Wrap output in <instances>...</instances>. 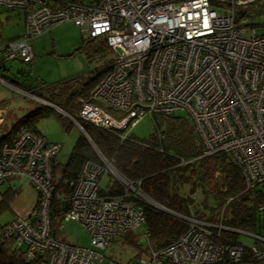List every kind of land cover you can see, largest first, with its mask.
<instances>
[{
    "label": "built area",
    "instance_id": "2783aa9c",
    "mask_svg": "<svg viewBox=\"0 0 264 264\" xmlns=\"http://www.w3.org/2000/svg\"><path fill=\"white\" fill-rule=\"evenodd\" d=\"M254 1L0 0L3 9L22 13L24 26L21 36H0V64L31 62L29 39L72 22L88 38L104 39L112 52L92 91L94 102L82 103L79 120L125 136L130 133L127 127L146 114L184 111L201 139L198 157L225 155L240 168L249 190L264 185V28L258 33L236 26L235 16L238 7ZM0 82L11 86L1 76ZM70 120L83 130L77 120ZM59 150L58 143L26 126L0 147V185L24 178L38 196L37 209L5 223L2 235L25 247L27 257L41 256L42 264H121L104 250L127 232L141 230L147 236L142 207L135 201L143 196L122 178V195L101 194L105 167L115 173L102 158L100 164L85 161L69 182L62 221L80 223L89 245L78 247L56 238L50 232L48 208L51 164ZM183 219L187 230L162 249L149 248L145 264H253L244 262L241 245L218 242L226 230L220 221L209 223L192 215ZM256 238L264 244V238ZM251 250L252 261H264V250Z\"/></svg>",
    "mask_w": 264,
    "mask_h": 264
},
{
    "label": "trees",
    "instance_id": "16d2710c",
    "mask_svg": "<svg viewBox=\"0 0 264 264\" xmlns=\"http://www.w3.org/2000/svg\"><path fill=\"white\" fill-rule=\"evenodd\" d=\"M262 3L264 0H255L251 4L238 7L235 25L255 29L259 27L262 30V22L240 24L244 17L257 18L264 15ZM85 44H92L93 49L100 52V55L109 50L102 38H88ZM109 64L110 61L89 77L74 78L49 89L20 83L13 74H9L10 70L4 64H0V74L11 86L31 93L47 103L36 102L33 109L20 116L0 136V147L12 141L20 126L38 132L37 124L52 115L62 120L65 130L75 126L70 118L77 120L88 137L80 132L64 161L56 160V156L52 159V198L48 208L50 232L58 238L57 228L68 207L66 198L70 192L69 182L77 178L85 161L100 164L97 154L99 152L115 172L138 189L144 197L136 198L135 201L142 207L148 249L159 250L177 240L187 230L183 217L192 215L209 223L220 221L226 227L219 234L220 244L241 245L244 262L264 264V261H252L251 250L254 246L264 250V244L257 240L255 244L245 247L236 240L239 232L257 236L256 231L264 227V210L259 209L264 206V185L246 190L240 168L223 154L199 158L201 139L186 116L156 113L149 115L153 121V131L142 140L131 133L123 136L124 132L99 128L78 119L82 103L94 102L92 91L103 77L101 72ZM182 160L189 163L183 165ZM196 179L205 180L208 191L212 194L214 206L210 207L208 213L195 208L192 195L197 185ZM185 186H190L187 195L181 192ZM9 191L0 193V216L10 208L9 202L13 193ZM99 192L104 195H122L124 186L119 180L110 177L101 185ZM229 198L231 200L226 203ZM149 201L166 210L154 207ZM37 205L36 195L35 205L29 214L37 209ZM4 225L5 223L0 224V264H42L41 256L27 257L25 247L16 246L12 238L2 235ZM134 235L135 232H127L113 242L133 243Z\"/></svg>",
    "mask_w": 264,
    "mask_h": 264
},
{
    "label": "rangeland",
    "instance_id": "374dc122",
    "mask_svg": "<svg viewBox=\"0 0 264 264\" xmlns=\"http://www.w3.org/2000/svg\"><path fill=\"white\" fill-rule=\"evenodd\" d=\"M240 21V24L264 23V15L257 18L244 17ZM23 30L22 13L0 7V34L2 39L10 40L21 36ZM256 31L261 32V28L257 27ZM87 39V35L72 22L59 23L49 31L29 39L28 43L34 54L31 62L22 63L13 60L4 62V65L10 70L9 74H13L20 83L30 84L41 89H49L74 78H86L102 69L112 58L110 50L100 55V52L93 49L92 44L87 46L85 44ZM6 73L4 74L6 75ZM0 76L2 75L0 74ZM35 105L36 100L31 96L0 82V112L2 113L0 136L4 135L20 116L33 109ZM174 116L183 117L185 112L177 111ZM133 123H135L134 120ZM37 130L47 140L59 144L60 151L56 155L58 161L66 159L81 132L76 126L65 130L62 120L54 115L41 120L37 124ZM127 130L138 139H146L153 131V121L146 114L133 127H127ZM105 169L101 185L110 177L120 180L116 173L113 175L106 167ZM196 184L192 195L195 208L208 213L210 207L214 206L212 194L208 191L205 180L196 179ZM26 185L25 181L21 180L20 188L12 194L9 202L10 208L0 216V224L9 222L12 216L16 214L27 215L31 211L35 193ZM189 187H183L181 192L185 195L189 194ZM256 234L264 237V227L258 229ZM57 236L58 239L78 247H87L90 242L84 227L71 220L60 223L57 228ZM134 236L133 243L125 241L110 243L104 250V255L121 264H145L144 261L149 258L147 241L141 230L136 231ZM257 236L239 232L236 240L243 246L249 247L258 240Z\"/></svg>",
    "mask_w": 264,
    "mask_h": 264
},
{
    "label": "crops",
    "instance_id": "0c3cea01",
    "mask_svg": "<svg viewBox=\"0 0 264 264\" xmlns=\"http://www.w3.org/2000/svg\"><path fill=\"white\" fill-rule=\"evenodd\" d=\"M38 133H40L39 131H38ZM41 134V133H40ZM42 136H44L43 134H41ZM45 137V136H44ZM46 139V138H45ZM47 140V139H46ZM47 141H49V140H47ZM60 151V150H59ZM55 159H56V157H55ZM21 180H24L25 181V184H27L26 186L27 187H29V188H31L30 186H29V184H28V181L26 180V179H24V178H22V179H13V180H8V181H6V182H4L3 184H1L0 185V193H2V192H6L7 190H10L9 192H12L13 194L20 188V186H21ZM14 182H15V184H14ZM33 191V190H32ZM35 193V192H34ZM0 199H1V195H0ZM35 202H36V194H35V200H34V203H33V206H32V209H33V207H34V205H35ZM32 209H31V211H32ZM30 211V212H31ZM29 212V213H30ZM29 213L27 214V215H19V214H16V215H14V216H12V218H11V220L13 219V218H15V217H18V216H20V217H27L28 215H29ZM8 221H6V222H4V223H7ZM4 223H1V224H4Z\"/></svg>",
    "mask_w": 264,
    "mask_h": 264
},
{
    "label": "water",
    "instance_id": "95a60500",
    "mask_svg": "<svg viewBox=\"0 0 264 264\" xmlns=\"http://www.w3.org/2000/svg\"><path fill=\"white\" fill-rule=\"evenodd\" d=\"M40 101H43V100H41L40 99ZM79 130L87 137V135H86V133L81 129V128H79ZM88 138V137H87ZM97 154H98V156L100 157V158H102V159H104L100 154H99V152H97ZM104 161L105 162H107L105 159H104ZM108 163V162H107ZM114 171V173H116L115 172V170H113ZM116 175L119 177V178H121L117 173H116ZM14 184H15V182H14ZM148 201V200H147ZM149 203L151 204V205H153L154 207H157V208H160V209H163V210H166V209H164L162 206H160V205H157V204H155V203H153V202H151V201H149Z\"/></svg>",
    "mask_w": 264,
    "mask_h": 264
},
{
    "label": "bare ground",
    "instance_id": "6f19581e",
    "mask_svg": "<svg viewBox=\"0 0 264 264\" xmlns=\"http://www.w3.org/2000/svg\"><path fill=\"white\" fill-rule=\"evenodd\" d=\"M75 125V124H74ZM109 168H111L110 166H109ZM112 170V169H111ZM113 171V170H112ZM114 172V171H113ZM144 198V197H143Z\"/></svg>",
    "mask_w": 264,
    "mask_h": 264
},
{
    "label": "clouds",
    "instance_id": "9594fccd",
    "mask_svg": "<svg viewBox=\"0 0 264 264\" xmlns=\"http://www.w3.org/2000/svg\"><path fill=\"white\" fill-rule=\"evenodd\" d=\"M39 98V97H38ZM42 100V99H41ZM36 102H38V101H36ZM41 103V102H40ZM42 104H44V103H42Z\"/></svg>",
    "mask_w": 264,
    "mask_h": 264
}]
</instances>
